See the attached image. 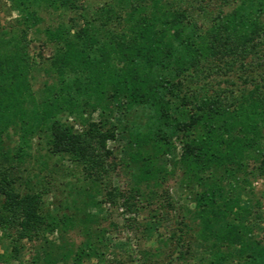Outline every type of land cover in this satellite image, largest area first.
Returning a JSON list of instances; mask_svg holds the SVG:
<instances>
[{"label": "trees", "instance_id": "trees-1", "mask_svg": "<svg viewBox=\"0 0 264 264\" xmlns=\"http://www.w3.org/2000/svg\"><path fill=\"white\" fill-rule=\"evenodd\" d=\"M5 2L17 16L0 28L1 235L32 242L36 264H98L105 230L91 208L122 199L151 229L162 208L175 209L165 182L179 171L194 206L189 225L177 216L178 231L194 232L202 264H264L252 185L264 176V0ZM40 141V168L57 156L80 172L71 203L49 208L30 184ZM118 165L124 187L106 180ZM167 237L185 264L191 246L174 230Z\"/></svg>", "mask_w": 264, "mask_h": 264}, {"label": "rangeland", "instance_id": "rangeland-1", "mask_svg": "<svg viewBox=\"0 0 264 264\" xmlns=\"http://www.w3.org/2000/svg\"><path fill=\"white\" fill-rule=\"evenodd\" d=\"M83 1L92 6H96L102 2V0ZM16 16L17 13L15 11H9L5 0H0V28L10 29ZM48 18L46 17V21ZM29 37L33 39L32 34ZM33 40L30 44V51L35 55L40 45L37 42L38 40ZM42 52L47 53L48 51L44 49ZM229 78L237 84L240 83L235 74H231ZM17 136L16 131L10 129L5 146L12 148L16 144ZM108 146L115 147L116 142L109 141ZM32 147L33 156L29 159L30 165L33 166L32 172H35L37 177H32L30 184L36 189H44L45 206L51 208L60 203H71L69 193L72 195L71 190L73 192L76 191L73 186L77 184L76 175L80 176L77 167L68 161L66 157L60 160L57 156H50L48 158V168H40V159L47 158L48 155L46 145L40 141L38 144L34 143ZM56 161H58V164L53 165ZM115 161H118V155ZM25 173L27 174V172ZM179 178L180 173L177 171L175 175L168 176L165 182V188L169 190L176 203L175 209L169 207L162 208L163 217H161L163 220L151 221L149 223L152 224L151 229H147L144 225L147 214H133L123 204L122 199H117L115 204H111L109 201H102V210L100 212L96 208H91L92 212L100 215L98 225L105 230V244L103 243V247H101L104 252V258L101 262L93 258L91 262H99L98 264H181L175 256L177 254L175 252L176 242L173 238L169 239L167 237L174 230L176 233L182 234L184 243L182 247L184 251L189 250V245L191 246L189 250L191 257L189 258L187 254L185 264H202L204 257L208 253L201 248L194 232L189 231L188 226H182V230L178 231L181 225L177 220L183 217L184 221L189 225L190 219L186 207L189 209L194 206L193 202L189 199V188L181 186ZM106 180H109L112 186L119 185L124 187L129 181V172L123 166L118 165L111 171ZM252 185L254 192L262 198V213L264 215V196L262 195L264 193V176L252 179ZM69 235L73 237L74 241L79 243L85 234L77 230L69 232ZM48 236L51 239H56V233ZM14 237L13 235L12 238ZM14 239L2 236L0 232V254L8 256L6 258L7 261L3 262L0 260V264H36L32 259V242L25 239ZM164 239H166L165 243L162 242ZM13 245L17 246L16 251H14Z\"/></svg>", "mask_w": 264, "mask_h": 264}]
</instances>
